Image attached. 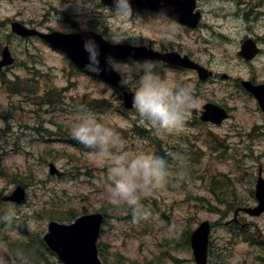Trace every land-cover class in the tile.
<instances>
[{
	"label": "rangeland",
	"instance_id": "rangeland-1",
	"mask_svg": "<svg viewBox=\"0 0 264 264\" xmlns=\"http://www.w3.org/2000/svg\"><path fill=\"white\" fill-rule=\"evenodd\" d=\"M252 1L198 0V7L203 14V27L192 37L176 38L181 41V47L185 51H190L199 63L215 73V82L200 85L184 74L181 75L199 98L197 108L200 109L205 101H210L231 110V118L220 126L207 124L205 127H194L188 123L181 136L162 141L154 137L149 129L144 133L140 132L139 129L145 128L132 119L131 115L129 119L117 113V95L107 85L99 88L98 80L89 75L72 77L70 80L75 107L80 101L86 104L87 99L105 100L106 105H109L108 110L96 113L106 117L117 128L129 153L157 154V150H152L147 145L154 140L164 147L165 155L180 151L186 156L188 179L178 178L173 171L169 183L159 189L156 195L145 200L154 217L166 222H177L179 230L164 234L153 219L138 225L128 224L123 209H112L106 204L101 183L105 168L88 155L90 149L79 150L59 140L60 136L65 135L64 126L72 117L68 113L70 101L64 99V111L50 110L51 107L41 105L37 99L30 98V95L24 97L16 94L17 91H10L9 89H14L11 85L9 88L4 87L6 93L0 86V192H11L20 182L26 187L27 194L22 204L0 202V206L3 209L18 207L20 210L14 216L15 219L18 218L16 224L29 231H44L48 217L53 215L50 211L59 217L63 216L62 218H67L70 214L77 215L83 209L87 213L103 211L106 217L98 243L107 264H119L120 261L133 264H194L189 246L186 248L183 245L181 233L189 226L195 228L204 220L212 223L211 240L218 259L226 264H264V257L256 259L254 249L259 250L257 246L252 248L244 242L232 241L228 234L226 227L231 228L232 225L225 223L232 217L234 207L226 215V221V218L219 217V209L225 207L220 200L225 196L219 192L217 181L212 182L214 192L206 189L211 179L227 175L234 183L236 195L242 201L251 202L249 191L252 184L246 179L235 182L234 175H239L237 170L240 165L233 170L246 153L248 157L252 155V158L244 160L248 173H253L257 169L254 167L259 166L264 177L262 119L252 98L234 86V80L238 78L262 81L264 76V15H261L264 13V0H254L253 7ZM70 3L83 11L88 29L95 24V28L103 31L106 38L113 42L147 45L151 41L157 44L160 41L158 29L161 23H166L144 14L131 17L126 24H119L105 7L98 6L99 3L95 1L0 0V21L4 20L6 24L0 29V40L3 35L9 34V22L13 19L41 30H75L78 25L69 8ZM245 13L247 17L259 18L247 22ZM236 17L241 18L237 20ZM256 36L261 39L262 55L251 62L236 59L237 54L232 52L239 47L242 38L254 39ZM2 41L1 46L5 40ZM174 41L175 39L169 42ZM7 44L18 55L20 63L25 62L44 74H50L52 82L59 87L68 85L64 77L68 65L60 54L38 40L22 42L12 36ZM13 71L18 76L27 74L23 68L13 67L4 76L7 79L14 78ZM224 75L229 78L222 79ZM135 123L139 126H135ZM252 128L255 129L254 133H250ZM130 129H134L135 133ZM146 136H151V140H146ZM159 144L154 145L160 147ZM247 147L253 148L252 154ZM253 158L260 160L251 161ZM49 162L54 163L55 168L60 171L59 176L49 175ZM239 221L241 224L246 223L245 221L251 223L249 229L245 230L247 233H254L255 236L260 234L264 238V216L250 218L239 213ZM8 233L3 227L0 246H6ZM17 238L15 235L14 239ZM48 259L49 264H59L52 256ZM12 261L13 264H27L13 258Z\"/></svg>",
	"mask_w": 264,
	"mask_h": 264
},
{
	"label": "clouds",
	"instance_id": "clouds-1",
	"mask_svg": "<svg viewBox=\"0 0 264 264\" xmlns=\"http://www.w3.org/2000/svg\"><path fill=\"white\" fill-rule=\"evenodd\" d=\"M69 8L79 31L88 32L83 11L71 3ZM107 11L115 22L126 24L134 15L133 0H111ZM157 15L162 20L165 17L163 10ZM158 31L160 41L154 47L166 45L176 37L175 28L166 23H161ZM130 47L135 48L136 45ZM83 49L87 53L86 69L97 74L115 73L119 77V87L131 93V117L138 124L162 141L184 133L186 122L198 105L199 98L182 77L179 68L162 66L160 61L149 56L137 58L134 51L124 58L107 54L101 60L102 48L94 35L84 37ZM97 83L99 88L106 86L104 80ZM108 87L111 88L110 85ZM70 134L90 149L88 155L105 168L101 181L105 202L112 209H123L128 224L138 225L153 219L164 234L179 230L177 222L154 217L145 200L169 183L173 171L178 178L188 179L186 156L182 152L173 151L164 156L149 152L133 155L124 147L125 141L117 128L84 104L74 109ZM4 195H11V192H0V202ZM19 210L18 207L0 209V221L10 222ZM14 255L21 257L23 254L17 251ZM0 264H10L7 246H0Z\"/></svg>",
	"mask_w": 264,
	"mask_h": 264
},
{
	"label": "water",
	"instance_id": "water-1",
	"mask_svg": "<svg viewBox=\"0 0 264 264\" xmlns=\"http://www.w3.org/2000/svg\"><path fill=\"white\" fill-rule=\"evenodd\" d=\"M103 3L110 4L111 0H101ZM134 12L142 13L145 10H151L159 13L161 10L170 18L184 24L190 25L192 17H199L198 14H192L194 8V0H133ZM11 29L18 35L28 36L37 34L35 30L26 29L21 24L15 22L11 25ZM45 40L49 41L51 46L60 49L67 54L77 65L84 67L87 61V53L83 49V39L86 35H94L97 42L102 48L101 60L107 54H113L124 58L133 51L137 58L144 57L147 50L143 47L132 48L128 45H110L104 41L100 35L91 32H80L76 34H40ZM255 50L251 42H247L243 46V55L247 58L253 56ZM166 61L173 62L177 65L187 66L186 58L180 59L177 55H166L162 57ZM13 61L7 49L1 52L0 69ZM201 78L207 75L206 71L198 68ZM99 78L107 83L117 86L119 77L115 73H99ZM243 86L258 100L261 109L264 112V85L253 86L250 82H242ZM131 95L124 94V102L126 107L131 106ZM205 112L201 116L204 121H212L219 123L225 114L223 110L217 107L207 105ZM53 172V170H51ZM256 196L260 202L259 207L251 212L259 214L264 210V181L260 179L256 185ZM24 197L21 187H17L13 192L10 200L20 202ZM102 222L100 214H88L78 217L70 224H62L56 221L48 223V232L44 236V241L48 247L58 256L63 264H104L98 258L96 241L99 235V227ZM209 225L203 222L191 235V246L193 255L197 264H205L207 253V235Z\"/></svg>",
	"mask_w": 264,
	"mask_h": 264
},
{
	"label": "flooded vegetation",
	"instance_id": "flooded-vegetation-1",
	"mask_svg": "<svg viewBox=\"0 0 264 264\" xmlns=\"http://www.w3.org/2000/svg\"><path fill=\"white\" fill-rule=\"evenodd\" d=\"M150 18H154V19H161V17H150ZM162 20V19H161ZM163 21H165L166 23H168L171 27H174L175 28V30H176V37H175V41L173 42V43H167L166 45H161L160 47H154V45H156L155 43H153V42H149L148 44H147V46L148 47H151V48H153V49H156V50H159V51H161V52H177V53H179L180 55H186V56H188L191 60H193V61H195V62H198L194 57H193V55H192V53L190 52V51H185L182 47H181V44L182 43H180L176 38H180V37H184V38H186V37H192V35L193 34H195V33H198L199 32V30H200V28H202V24L200 23L199 24V26L197 27V28H195V29H191V28H189V27H186V26H182V25H180V24H177V23H175L174 21H171L170 19H168V18H165L164 17V19H163ZM162 63V62H161ZM163 65H167V66H170V65H168V64H165V63H162V66ZM173 67H175V66H173ZM178 68V67H177ZM180 70H181V73H185V74H189V75H191V77L192 78H196V76H195V72L193 71V70H189V69H185V68H179ZM83 72H85V71H83ZM261 80H263V81H254L253 83H255V84H261V83H263L264 82V76H262V79ZM208 82H215V74L214 73H212V77L208 80ZM237 84V83H236ZM60 98H67V96L65 95V94H62L61 96H60ZM71 98H72V96L71 95H69V101H71ZM71 103L69 104V109H70V107H71ZM194 109H198V113L197 114H191V119L193 120V122L194 123H198L197 122V119L199 118V108H197V107H195ZM261 117H262V124H261V132H264V118H263V116L261 115ZM50 122H51V124H53V121H52V119L50 120ZM70 122H71V119H69L68 121H67V123H66V127L68 128L69 126H70ZM59 128H61V127H59ZM259 174H262V169H261V167H257V169H256V173L255 172H253L252 174H251V176H250V179L248 180L250 183H253L254 181H255V177L257 176V175H259ZM3 192V191H2ZM252 194V193H251ZM251 197V199H252V201L250 202V201H243V202H237V201H234L233 203L234 204H236V208L237 207H239V206H242V207H250V206H252V204H253V199H254V197H253V194H252V196H250ZM2 200H3V197H2ZM240 223V222H239ZM248 225H251V223L249 222V223H247ZM248 225H247V227H246V229H248ZM258 237H259V239L260 240H257V245H264V238H260V235H258ZM258 239V238H257ZM244 240H247L246 241V243L247 244H250V245H253V242L252 241H249L247 238H244Z\"/></svg>",
	"mask_w": 264,
	"mask_h": 264
},
{
	"label": "trees",
	"instance_id": "trees-1",
	"mask_svg": "<svg viewBox=\"0 0 264 264\" xmlns=\"http://www.w3.org/2000/svg\"><path fill=\"white\" fill-rule=\"evenodd\" d=\"M75 217H76V215L75 214L74 215L72 214V215H70V217L65 218V219H63L61 221H66V220H69V219L71 220L72 218H75ZM58 218L59 217H54V219H58ZM27 234H28V237L30 238V243L29 242H22V243L16 244L19 247H17L15 251L16 252L17 251H20L22 253H25V255L27 257H32L34 255V253L32 252V250L34 249V247H35V250L38 249V247L35 246V243L37 241H39V243H41V239L39 238V236H33L32 237V235L30 233H27Z\"/></svg>",
	"mask_w": 264,
	"mask_h": 264
}]
</instances>
